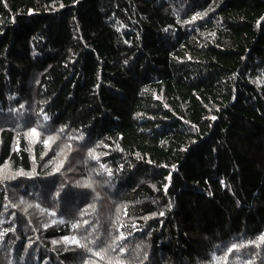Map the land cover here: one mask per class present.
I'll return each mask as SVG.
<instances>
[{"label": "trees", "instance_id": "16d2710c", "mask_svg": "<svg viewBox=\"0 0 264 264\" xmlns=\"http://www.w3.org/2000/svg\"><path fill=\"white\" fill-rule=\"evenodd\" d=\"M262 233L264 0H0V264H264Z\"/></svg>", "mask_w": 264, "mask_h": 264}, {"label": "snow or ice", "instance_id": "6c2138e0", "mask_svg": "<svg viewBox=\"0 0 264 264\" xmlns=\"http://www.w3.org/2000/svg\"><path fill=\"white\" fill-rule=\"evenodd\" d=\"M61 7H63V5H61ZM208 11H212V12H214L215 9L212 8V7H210V8L208 9ZM203 15H207V12H205ZM203 15H202L201 13H196V14L192 17V19H191L190 21H187L186 23H191L192 21H195L196 19H202V18H203ZM125 63H127V62H125ZM21 107H23V106L21 105ZM45 119H47V117H45ZM212 119L215 120L216 117L213 116ZM60 131H63V129H61ZM31 132H32L33 135H38V133L36 132V129H35V128H33V129L31 130ZM78 139H83V136L81 135L80 137H78ZM50 140H53V138H52V137H49L48 140H45V141H44V143H45L46 146L49 144V141H50ZM59 155H60V153H57V156H59ZM89 155H90V156H93V150H92V149H89ZM54 159H55V158H54ZM93 159H97V160H98L99 157H98V156H93ZM53 162H54V160H53V161H50L49 163H53ZM62 166H63V161H61L59 164H57V165L53 168V171H52L51 173L48 174L50 177H53V179L51 180V183H52L53 187H55V176H56L57 173L60 172V169H61ZM45 167H47V165H45ZM101 167L104 168V169L109 173V175H111V169H108L105 165H101ZM121 167H123V166H121ZM20 174H21V175H29L28 173H23V172L20 173ZM13 178H14V177H13ZM77 184L79 185V182H77ZM90 186H91V185L88 184V183H85V184L83 185V187H85V188L90 187ZM64 187H65L64 185L59 186V187L56 189V192H55L54 196H55V197H60L62 192L64 193L65 196H67L68 193L64 191ZM80 195H81V196H84V195H86V193H80ZM37 207H39V205H37ZM88 207L91 208V207H93V206H92V205H89ZM52 215H55V213H52ZM161 215H163V213H161ZM63 222H64V221L61 220V223H63ZM87 223H88V221H87V220H84V224H87ZM78 226H79L78 224H73V225H72L73 228H77ZM63 239H64L65 241H70V242H72V243H75V244L79 245L81 248H87V245H82V244H80V242L76 239V237H71V238H70V237H68V236H64ZM116 239H118V240H120V241H123V240L125 239L123 232H121V233H120V236L117 237ZM258 240H259L260 242L264 243V233H262V234L258 237ZM100 242L102 243L103 241H100ZM92 243H97V241L93 240ZM249 243H254V242H253V241H249ZM113 244L115 245V240L113 241ZM137 247H138V246H137ZM257 247H259V245H257ZM237 248H238V245H237V244H232V246L229 247V248L227 249V251H228V253H231L234 249H237ZM110 249H111L112 251H115V247H113V246H110ZM87 250L90 251V252L92 251L90 248H88ZM108 250H109V249H104L103 251L106 252V251H108ZM119 251H120L121 253H123V252H125V248L121 246V247H119ZM93 255L98 256V257H101L102 259L104 258V257L101 255V252H99V251L94 252ZM145 259H147V255H145ZM108 264H123V261L120 260V259L117 257V258H115V259H110V260L108 261Z\"/></svg>", "mask_w": 264, "mask_h": 264}, {"label": "rangeland", "instance_id": "374dc122", "mask_svg": "<svg viewBox=\"0 0 264 264\" xmlns=\"http://www.w3.org/2000/svg\"><path fill=\"white\" fill-rule=\"evenodd\" d=\"M30 133L32 134V132L30 131ZM53 138V137H52ZM51 143H56V140L53 138V140H50Z\"/></svg>", "mask_w": 264, "mask_h": 264}]
</instances>
